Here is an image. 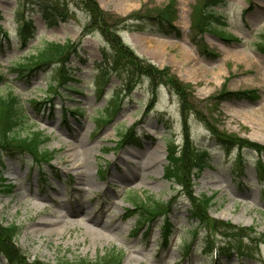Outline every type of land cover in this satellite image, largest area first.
I'll list each match as a JSON object with an SVG mask.
<instances>
[{
	"label": "rangeland",
	"instance_id": "1",
	"mask_svg": "<svg viewBox=\"0 0 264 264\" xmlns=\"http://www.w3.org/2000/svg\"><path fill=\"white\" fill-rule=\"evenodd\" d=\"M94 1L104 12L139 17L130 21L137 29L119 28L114 38L168 72L170 82L140 70L123 84L126 74L103 72L99 63L113 49L79 0H65L67 15L49 18L30 0H0V95L19 98V133L42 130L52 153L48 162H38L0 152V222L19 226L15 244L29 260H95L118 249L121 264H264V0ZM164 9L180 34L165 32L156 21L154 14ZM45 41L72 46L63 63L67 82L54 81L55 63L15 69ZM245 90L251 96L239 93ZM76 133L89 149L72 166ZM226 134L252 147L221 140ZM187 146L188 153L198 151L199 166L191 163L186 183L177 185L164 174L168 150ZM156 148L159 157L145 177L137 163ZM81 170L89 172L88 183L76 182ZM131 196L153 197L170 209L139 226L136 216H126L135 209ZM206 196H213L208 219L197 222L189 210ZM36 203L43 218L69 227L32 231L27 215L36 212ZM85 212L110 221L113 230L94 237L84 227ZM211 219L244 232L216 229ZM0 264H7L1 254Z\"/></svg>",
	"mask_w": 264,
	"mask_h": 264
},
{
	"label": "trees",
	"instance_id": "2",
	"mask_svg": "<svg viewBox=\"0 0 264 264\" xmlns=\"http://www.w3.org/2000/svg\"><path fill=\"white\" fill-rule=\"evenodd\" d=\"M32 4H37L45 18L52 16L64 17L67 15V8L65 0H30ZM76 3L78 0H75ZM83 3L84 9H86L92 16V20L97 19L94 26H97L106 38L111 43L113 54H103V62L99 63V67L105 73H123L126 76L123 79V84L131 83V79L136 72H145L151 77L157 75L155 79L160 82L169 83L171 75L163 70H157L155 66L148 61L138 59L132 51L122 45L120 39L117 36L119 28H130L137 29L134 22H130L133 19H139L135 14L129 16H117L113 13L104 12L98 7V4L94 0H79ZM109 15H107V14ZM158 17L159 23H161L165 32L174 31L177 35L180 34V30L175 28L170 23L168 16L170 15L167 9L161 10V12L154 14ZM111 22V23H109ZM140 23V22H138ZM143 28V27H142ZM139 27V29H142ZM112 29V30H110ZM138 29V30H139ZM114 34V35H113ZM71 45L68 42L60 43L53 41H45L44 46L38 51L25 58L22 62L18 63L15 69L19 70H36L46 68L48 64L55 63L56 83L60 80L67 82L69 77H66V68L64 67V58L71 49ZM141 70V71H140ZM154 79V77H153ZM4 80L3 73L0 71V83ZM174 87L178 88L180 94L183 96L184 88L182 84L178 82L173 84ZM246 96H251V91H241ZM21 101L12 92H8L5 95H0V152H6L9 155H29L38 162H48L52 156V153L44 148L45 142L48 137L43 133L42 130L32 131L29 134L21 135L19 133V124L23 122L24 116H22ZM128 134H122L120 137H126ZM129 136V135H128ZM127 136V137H128ZM221 140H227V142H234L236 145L241 144L245 146L248 142L241 139H236L234 135L226 134ZM242 141L243 143H240ZM252 147V146H251ZM188 146L181 152H175L169 148L167 155V166L164 168L165 177L178 184L186 183V172L187 168L192 163L195 168H198V162H196L198 151H191L188 153ZM203 152L204 148H200ZM238 164H241V158H238ZM1 166V165H0ZM2 169L0 168V177L2 176ZM264 180V177L261 179ZM5 187V183L0 180V193ZM194 199V198H193ZM132 207L135 209H128L126 212L127 217L136 216V222L139 226L148 225L149 222L158 218L162 213L168 212L169 207H166V202L159 201L153 197H138L131 196ZM198 204L192 206L193 209L189 210V213L196 219L197 222L208 219L207 209L213 204V196L199 197L197 199ZM206 219V220H205ZM211 225L216 227H223L226 231L231 232L233 235L244 232V229L237 228L233 229L230 223L224 222L220 224L215 219H211ZM217 224H220L217 225ZM232 226V225H231ZM168 229V218L164 216L163 221L160 225V231L164 238L166 237V231ZM217 229V228H216ZM20 232L17 224L4 225L0 222V254L6 259L7 264H121L123 258V252L118 249H109L102 255L98 256L95 260L88 258H78L70 261L67 259L56 260L55 263L43 262L37 259L29 260V258L20 250L15 244V239Z\"/></svg>",
	"mask_w": 264,
	"mask_h": 264
},
{
	"label": "bare ground",
	"instance_id": "3",
	"mask_svg": "<svg viewBox=\"0 0 264 264\" xmlns=\"http://www.w3.org/2000/svg\"><path fill=\"white\" fill-rule=\"evenodd\" d=\"M144 46H148V43L146 42L144 44ZM76 138H77V142L76 143H72L70 144V147H75V151H73L72 153L69 154V156H72V158H70L72 160V166H78L80 164V155L84 152L87 151L89 149V147L86 145V142L83 139L79 138V133H76ZM146 157L145 162H140L142 161V159L137 163V167H138V172H143L144 171V175L145 177L148 175L149 173V165L152 164V162L159 157V153H158V149L156 148L152 153L148 154L147 156H143V158ZM142 158V156L140 157ZM76 182L77 183H88L90 181L89 179V172L81 170V171H76ZM30 187H27V194L31 196L30 194ZM23 197H25V195H23ZM42 198V197H41ZM91 200L90 198L87 199L86 201ZM16 203H22V200H17ZM37 206V210L34 214L32 215H27V219L29 222L30 227L32 228V231H45V232H49V233H54L56 231H62L65 228H68L69 225L65 224L64 222H58L55 220H49L46 218H43L41 216L42 211L38 209L39 207V203L35 204ZM34 207V206H32ZM80 207L82 208L83 206L80 205ZM58 211L52 210V214L57 213ZM73 211H69L63 213V215H68L70 213H72ZM49 214V213H46ZM85 215V219L86 222H84V227H86L87 229H90V233L96 237V238H101L104 237L106 235L107 232H111L113 230V225L110 221H105V222H101L99 221L96 217L90 215L88 212L84 213ZM92 225H96L98 227H92Z\"/></svg>",
	"mask_w": 264,
	"mask_h": 264
}]
</instances>
